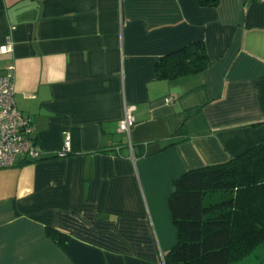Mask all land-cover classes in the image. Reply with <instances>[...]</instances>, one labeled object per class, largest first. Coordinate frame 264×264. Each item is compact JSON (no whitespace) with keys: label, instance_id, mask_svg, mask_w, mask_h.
<instances>
[{"label":"crops","instance_id":"1","mask_svg":"<svg viewBox=\"0 0 264 264\" xmlns=\"http://www.w3.org/2000/svg\"><path fill=\"white\" fill-rule=\"evenodd\" d=\"M7 39L0 74L42 156L0 168V264H164L173 179L264 141V0H0ZM196 40L206 69L157 77ZM229 264H264V241Z\"/></svg>","mask_w":264,"mask_h":264},{"label":"trees","instance_id":"2","mask_svg":"<svg viewBox=\"0 0 264 264\" xmlns=\"http://www.w3.org/2000/svg\"><path fill=\"white\" fill-rule=\"evenodd\" d=\"M210 63L205 43L196 40L159 57L155 72L171 79ZM167 205L177 242L164 264H229L245 257L264 241V141L224 162L184 171L173 179ZM46 231L58 241L64 237L53 228Z\"/></svg>","mask_w":264,"mask_h":264},{"label":"built area","instance_id":"3","mask_svg":"<svg viewBox=\"0 0 264 264\" xmlns=\"http://www.w3.org/2000/svg\"><path fill=\"white\" fill-rule=\"evenodd\" d=\"M11 50L9 39L0 44V53ZM13 77L11 70L0 74V168L14 165L18 158L33 161L42 156L41 147L32 135L29 118L21 113L14 101ZM164 100L171 102L172 98L167 96ZM134 108V104L125 102L124 113L117 126L119 131L129 132L134 126ZM69 145L70 141L65 140L56 155H66Z\"/></svg>","mask_w":264,"mask_h":264}]
</instances>
